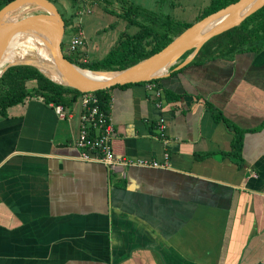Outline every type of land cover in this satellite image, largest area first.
I'll list each match as a JSON object with an SVG mask.
<instances>
[{
	"label": "crops",
	"instance_id": "0c3cea01",
	"mask_svg": "<svg viewBox=\"0 0 264 264\" xmlns=\"http://www.w3.org/2000/svg\"><path fill=\"white\" fill-rule=\"evenodd\" d=\"M179 61L162 97L107 91L114 154L162 166L78 159V117L40 96L0 112V264H264V48Z\"/></svg>",
	"mask_w": 264,
	"mask_h": 264
},
{
	"label": "trees",
	"instance_id": "16d2710c",
	"mask_svg": "<svg viewBox=\"0 0 264 264\" xmlns=\"http://www.w3.org/2000/svg\"><path fill=\"white\" fill-rule=\"evenodd\" d=\"M9 1L11 0H0V8ZM72 1L75 2V0ZM217 1H212L210 5L212 10L204 13L199 19L236 0ZM72 15L73 14L70 15V19ZM123 16L127 19L128 25L137 26L138 30L133 33L122 31L117 42L111 46L102 58L86 61L84 54L82 56H74L73 58L65 57L71 63L81 68L94 71L121 70L159 51L176 35L193 23L176 20L175 18H171L169 14L162 15L156 12H149L137 4L129 5L126 10H124ZM70 19H68V22L64 20L65 26L69 25ZM199 19H196V21ZM77 30L78 28H73L74 32ZM17 36L21 38L22 41H20L23 42L25 46L27 45L26 47L29 49L27 51L28 53L24 52L26 51L25 46H20L22 43H15L13 50L5 54V59H22L30 54L34 57L49 60L46 51L39 45L31 31L22 29L14 33L13 37ZM263 48L264 5L247 16L238 25L208 39L200 47L191 62H197L203 57H212L215 55L231 58L237 52L247 50L258 51ZM190 52H192V49L183 53L179 62L183 61ZM46 75L58 81H62L58 77L49 74ZM31 79L35 80L37 83V89L34 91H28L25 87L26 81ZM7 83L11 87V94L0 95V112H3L8 106L22 102L25 97L31 96H40L45 103L52 102L55 105L61 104L62 106H67L76 100L78 94L82 93L74 88L55 83L31 65H13L5 69L0 76V84L3 85ZM107 91L108 88L94 91L98 97L100 107L105 111L109 110L110 97ZM70 92L73 93L72 97L66 99L64 95ZM241 147L242 138L238 135L234 139L231 154L233 156H239L241 154Z\"/></svg>",
	"mask_w": 264,
	"mask_h": 264
},
{
	"label": "water",
	"instance_id": "95a60500",
	"mask_svg": "<svg viewBox=\"0 0 264 264\" xmlns=\"http://www.w3.org/2000/svg\"><path fill=\"white\" fill-rule=\"evenodd\" d=\"M18 3H37L45 9L41 13L32 14V18L18 16L17 18L11 19L13 24H5L1 17ZM263 5L264 0H236L192 23L176 35L162 49L135 64L121 70L94 71L81 68L71 63L65 57L67 48L62 45V39L66 26L59 10L51 0H11L0 8V56L6 42L10 40L15 32L24 28L39 29L47 35L50 41L53 67L62 77V81H58L46 75L42 70L34 66L33 63L29 62L8 64L2 69L0 76L9 66L28 64L35 67L44 76L55 83L74 88L80 92H94L96 90L107 89L116 84L149 81L150 79L163 76L168 68L180 59L183 53L192 49V52H190L178 66L187 64L208 39L238 25L247 16ZM222 16H224L223 19L216 23V25L203 31L213 20ZM163 68L164 72L162 73L161 70ZM79 70H88L92 73L114 72L116 74L107 79L100 80L81 73Z\"/></svg>",
	"mask_w": 264,
	"mask_h": 264
},
{
	"label": "rangeland",
	"instance_id": "374dc122",
	"mask_svg": "<svg viewBox=\"0 0 264 264\" xmlns=\"http://www.w3.org/2000/svg\"><path fill=\"white\" fill-rule=\"evenodd\" d=\"M212 1L217 0H97L89 4L81 1L73 2L72 0H53L52 2L62 14L65 22H68L70 15L73 14L69 20L70 28L66 26L62 39V45L67 48L65 56L73 58L84 54L86 61H93L102 58L108 52L111 46L117 42L122 31L133 33L138 30L137 26L128 25L127 19L123 16L124 10L129 5L137 4L149 12H156L162 15L169 14L171 18L176 20L194 23L204 13L212 10L210 8ZM75 27L82 30L84 44H80L76 49L72 50L69 49L68 45ZM14 47L15 44L10 46L5 54L13 50ZM33 83L35 82H27V87L34 89L35 84ZM1 90L3 92L2 95L11 94V87L8 83L0 84V94ZM80 95L78 94L76 100L67 105L66 109L69 114L78 117V123L81 115Z\"/></svg>",
	"mask_w": 264,
	"mask_h": 264
},
{
	"label": "built area",
	"instance_id": "2783aa9c",
	"mask_svg": "<svg viewBox=\"0 0 264 264\" xmlns=\"http://www.w3.org/2000/svg\"><path fill=\"white\" fill-rule=\"evenodd\" d=\"M84 3H94L97 0H75ZM70 28V25H68ZM69 49H76L78 45L84 44L82 30L73 31L70 38ZM66 47V46H65ZM150 79V88L155 89V95L162 97V89ZM81 115L79 121V131L75 139L74 146L78 149V159L85 161H97L104 164L108 171L121 168V175H124V166L129 164L137 166L158 167L164 164L156 160H145L141 158H128L117 156L111 148L113 128L109 112L102 109L98 102V97L94 92H82L80 95ZM60 117H64L61 104L54 106ZM167 158V155H164Z\"/></svg>",
	"mask_w": 264,
	"mask_h": 264
},
{
	"label": "bare ground",
	"instance_id": "6f19581e",
	"mask_svg": "<svg viewBox=\"0 0 264 264\" xmlns=\"http://www.w3.org/2000/svg\"><path fill=\"white\" fill-rule=\"evenodd\" d=\"M45 8L38 5L37 3H18L16 5L13 6V8L11 10H9V12H7L5 15H3L1 17L2 21L5 24L10 25L11 23L13 24V22L11 21V19L17 18L18 16H24L25 18H32V14L35 13H41L43 12ZM224 16L217 18L216 20H213L210 24H208V26H206L203 31L209 29L210 27H212L213 25H216V23H218L219 21H221V19H223ZM26 30H29L32 32V34L35 36V38L37 39L39 45L46 51L49 60H45V59H41L39 57H34L30 54L26 55L27 57L25 58H13V59H5V52L7 51V49L14 45L15 43H22L20 46H25L23 42H21V38L20 37H11L10 40H8L1 52V56H0V73L2 71V69L8 65V64H12V63H17V62H29V63H33L34 66H36L37 68H39L40 70H42L45 74H49L51 76H55L58 77L59 79L62 80V77L60 76V74L58 73V71H56L53 67V61H52V52H51V45H50V41L47 37V35L39 30V29H35V28H24ZM202 33V32H201ZM21 40V41H20ZM18 41V42H15ZM27 46V45H26ZM25 46V47H26ZM29 49L26 47V53H28ZM81 73H84L88 76L94 77L95 79H107L109 77H112L113 75H115L116 73L114 72H96V73H92L88 70H79ZM162 73L164 72V68L161 70Z\"/></svg>",
	"mask_w": 264,
	"mask_h": 264
}]
</instances>
